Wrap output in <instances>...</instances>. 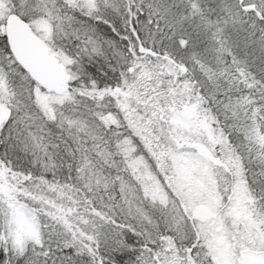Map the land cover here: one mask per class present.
Segmentation results:
<instances>
[{"label": "snow or ice", "instance_id": "1", "mask_svg": "<svg viewBox=\"0 0 264 264\" xmlns=\"http://www.w3.org/2000/svg\"><path fill=\"white\" fill-rule=\"evenodd\" d=\"M0 264H264V0H0Z\"/></svg>", "mask_w": 264, "mask_h": 264}]
</instances>
